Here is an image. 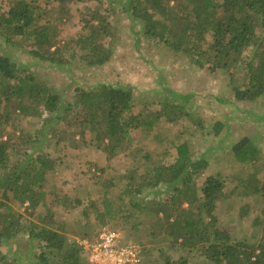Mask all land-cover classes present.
Listing matches in <instances>:
<instances>
[{
    "label": "trees",
    "instance_id": "trees-1",
    "mask_svg": "<svg viewBox=\"0 0 264 264\" xmlns=\"http://www.w3.org/2000/svg\"><path fill=\"white\" fill-rule=\"evenodd\" d=\"M11 1L7 12L0 9V38L5 44L0 49V264H86L83 246L76 240L70 241L68 225L58 223L48 201L46 182L51 171L58 169V159L38 149L53 138L50 144L68 143L75 148L85 145L113 158L122 150L132 149L135 130H152L161 118L176 122L184 114L200 128L205 126L199 114L195 115L196 109H192L195 104L190 103L192 110H185L178 100L189 102L192 94L174 90L171 94L175 100H162V108L146 112L134 111L136 92L129 83L101 82L79 87L75 99L66 102L53 85L38 77L8 48L18 45L33 58L59 69L71 62L68 54L78 56L79 62L88 67L103 66L113 55L112 45L105 42L114 33L113 23L93 9L83 16L85 32L62 43L60 25L69 19L71 3L76 0H57L58 6L54 7L43 5L50 0ZM118 1L145 36L188 56L198 68L223 72L235 100L255 102L264 96V0ZM241 72L243 77L237 75ZM19 116L39 119L41 127L22 129ZM7 126L13 132L7 131ZM223 128L220 121L212 129L218 134ZM5 134L9 136L4 138ZM33 139L38 144L32 148ZM177 150L178 156L171 163H155L153 154L145 151L128 170L129 174L121 178L123 186L114 180L107 183L102 207L88 204L85 214L89 215L93 208L102 225L119 222L125 227L132 225L138 232L137 217L151 219L144 212L151 208V226L155 227L148 233L151 239L169 236L185 250L201 251L213 264H264V234L249 242L236 239L228 228L218 224L215 209L226 195L224 180L217 175L208 176L198 194L195 178L209 162L205 157H192L189 141L177 144ZM231 150L239 161L254 165L264 152L252 135H243ZM142 165L150 167L144 175L138 171ZM86 174L99 177L91 170ZM241 184V194L264 198V180L252 174ZM162 185L169 193L166 201L146 199V192ZM114 187H121V193L113 194ZM14 202L30 209V215L41 206L47 213L32 218L17 211ZM71 203L75 208L84 201L78 198ZM247 207L245 204L241 208L244 216L249 214ZM261 219L264 217H256L254 223L260 224ZM78 233L83 237L92 235ZM24 235L31 244L25 250L26 261L18 256L9 258L10 252L18 253L11 251L13 239ZM162 258L165 264H190L187 257L172 259L164 252Z\"/></svg>",
    "mask_w": 264,
    "mask_h": 264
},
{
    "label": "rangeland",
    "instance_id": "rangeland-1",
    "mask_svg": "<svg viewBox=\"0 0 264 264\" xmlns=\"http://www.w3.org/2000/svg\"><path fill=\"white\" fill-rule=\"evenodd\" d=\"M11 2V0H0V9L7 12ZM43 5L54 7V5L58 6V2L50 0L43 2ZM93 9L105 14L114 26L112 37L105 40L113 47L112 59L103 66L88 67L79 62L78 56L73 57L68 54L72 58L71 62L66 68L59 69L33 58L26 49L18 45H11L8 50L21 62L27 64L26 66L38 77L53 85L66 102L75 99L79 87L87 88L101 82L129 83L136 92L137 101L134 111L137 113L159 110L162 108L160 103L162 100H175L174 95L171 94V90H174V93L192 94L189 102L178 100H181L185 110L191 109L190 103L195 104L196 107L192 109H196L195 115L199 114L205 127L200 128L194 119L184 114L176 122L161 118L152 130L142 128L135 130L132 149L122 150L113 158H108L106 152L85 145L75 148L68 143L50 144L53 138H48L45 145L38 150H45L51 157L57 158L59 165L58 169L55 168L49 174L45 189L48 192V201L54 218L58 223L68 225L70 241L76 240L82 243L84 239L96 238L97 232L101 233L105 228H110L119 230L124 241L142 246L143 264H165L162 258L163 252L166 257L172 259L187 257L190 264H213L202 255L201 251L185 250L175 245L169 236L159 235L156 239L149 238L150 228L155 229L151 226L154 216L150 211L151 208L144 211L151 219H143V215L137 217L140 222L138 232L134 231L132 225L128 224L125 227L119 222L111 221L102 225L95 218L96 211L93 208L89 215L84 212V207L88 204L97 203L102 207L106 184L114 180L113 182H119L122 187L124 181L122 182L121 178L129 174L128 170L141 160V155L145 151L153 154L155 163H171L178 156L177 144L185 140L190 143L193 158L205 157L209 162L208 167L195 178L198 194H201L199 190L210 175H217L225 182L226 195L218 202L215 209L219 226L228 228L236 239L249 242L259 240L264 234V219H261L262 224H255L254 219L264 217L262 212L264 198L243 195L240 192L243 190L242 181L252 174L264 180V152L254 165L251 162L239 161L233 155L231 146L243 135H252L264 150V96L255 102L235 100L223 72L213 73L198 68L197 65L191 64L188 56L176 53L163 42L145 36L140 31V25L135 24L128 17L118 0L73 1L69 19L60 25L62 43L73 40L85 32L83 16L88 15ZM2 46L4 47L5 44L0 38V49ZM237 75L243 77L244 73ZM238 79L242 81L241 78ZM220 98L225 100L220 101ZM18 119L22 129L36 130L41 127L39 119H25L23 116H19ZM220 121L224 123V128L216 134L212 128ZM6 130L13 132L10 126H7ZM7 134L4 138L9 136ZM88 139L89 142L92 141V134L88 135ZM33 141L32 148L38 144L35 139ZM28 150L32 151L31 148ZM137 150L139 151L136 152ZM89 170L99 177L87 175ZM139 170L144 175L150 167L142 165L139 166ZM165 186L146 192V199L166 201L169 193ZM121 187L112 188V193L120 194ZM78 198L84 203L72 208L71 201ZM245 204H248L249 211L246 216L241 210ZM12 205L17 211L32 218H36L37 214L47 213L46 208L41 206L34 215H30L31 210H27L25 205L15 202ZM78 231L91 232L92 235L83 237ZM26 237L24 235L13 239L11 251L18 253L12 255L13 253L10 252L9 258L18 256V259L26 261L25 250L31 246ZM5 251L9 252V248H5Z\"/></svg>",
    "mask_w": 264,
    "mask_h": 264
},
{
    "label": "built area",
    "instance_id": "built-area-1",
    "mask_svg": "<svg viewBox=\"0 0 264 264\" xmlns=\"http://www.w3.org/2000/svg\"><path fill=\"white\" fill-rule=\"evenodd\" d=\"M86 264H143L142 246L126 242L119 230L105 228L96 238L81 243Z\"/></svg>",
    "mask_w": 264,
    "mask_h": 264
}]
</instances>
